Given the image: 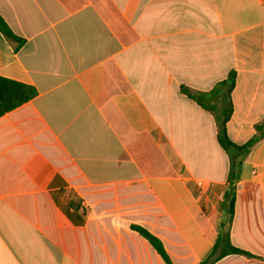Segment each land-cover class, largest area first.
I'll use <instances>...</instances> for the list:
<instances>
[{"label": "crops", "instance_id": "0c3cea01", "mask_svg": "<svg viewBox=\"0 0 264 264\" xmlns=\"http://www.w3.org/2000/svg\"><path fill=\"white\" fill-rule=\"evenodd\" d=\"M0 76L37 91L0 116V264H201L230 158L181 91L236 72L227 123L264 122V0H0ZM237 183L232 243L264 264V129ZM247 261H249L247 263Z\"/></svg>", "mask_w": 264, "mask_h": 264}, {"label": "trees", "instance_id": "16d2710c", "mask_svg": "<svg viewBox=\"0 0 264 264\" xmlns=\"http://www.w3.org/2000/svg\"><path fill=\"white\" fill-rule=\"evenodd\" d=\"M0 31L10 40L20 41L10 30L8 25L0 16ZM236 82V72L232 70L228 77L219 82L215 88L208 92H201L182 86L181 91L190 99L194 100L203 109L210 112L217 124V139L220 146L226 151L230 158V172L228 177V189L225 192L221 205L223 221L219 231L217 242L209 257L201 264H215L228 255H243L256 257L251 252L235 246L231 241L230 227L235 217L237 201V183L240 178L242 164L251 147L262 137L264 122L258 125L257 134L248 142L239 145L233 142L227 132V123L233 113L231 94ZM37 94L35 88L11 79L0 76V116L28 102ZM143 235L161 255L166 264H174L167 253L163 242L140 226H133Z\"/></svg>", "mask_w": 264, "mask_h": 264}, {"label": "rangeland", "instance_id": "374dc122", "mask_svg": "<svg viewBox=\"0 0 264 264\" xmlns=\"http://www.w3.org/2000/svg\"><path fill=\"white\" fill-rule=\"evenodd\" d=\"M249 261H247V263H248Z\"/></svg>", "mask_w": 264, "mask_h": 264}]
</instances>
